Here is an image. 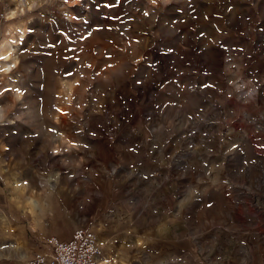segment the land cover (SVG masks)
I'll use <instances>...</instances> for the list:
<instances>
[{
    "label": "rangeland",
    "instance_id": "374dc122",
    "mask_svg": "<svg viewBox=\"0 0 264 264\" xmlns=\"http://www.w3.org/2000/svg\"><path fill=\"white\" fill-rule=\"evenodd\" d=\"M77 227L264 264V0H0V264Z\"/></svg>",
    "mask_w": 264,
    "mask_h": 264
},
{
    "label": "built area",
    "instance_id": "2783aa9c",
    "mask_svg": "<svg viewBox=\"0 0 264 264\" xmlns=\"http://www.w3.org/2000/svg\"><path fill=\"white\" fill-rule=\"evenodd\" d=\"M49 248L33 254L27 264H99L101 246L94 231L77 227L68 239L50 238Z\"/></svg>",
    "mask_w": 264,
    "mask_h": 264
},
{
    "label": "bare ground",
    "instance_id": "6f19581e",
    "mask_svg": "<svg viewBox=\"0 0 264 264\" xmlns=\"http://www.w3.org/2000/svg\"><path fill=\"white\" fill-rule=\"evenodd\" d=\"M95 235H96V234H95ZM98 263H99V264H106V260H105L104 257H103V259L101 258V259L98 260Z\"/></svg>",
    "mask_w": 264,
    "mask_h": 264
}]
</instances>
